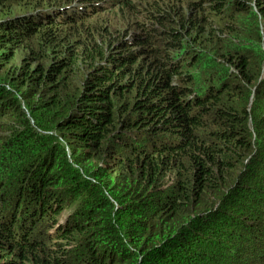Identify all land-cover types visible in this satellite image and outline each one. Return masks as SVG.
<instances>
[{"label":"trees","instance_id":"obj_1","mask_svg":"<svg viewBox=\"0 0 264 264\" xmlns=\"http://www.w3.org/2000/svg\"><path fill=\"white\" fill-rule=\"evenodd\" d=\"M17 1L0 46L39 66L0 67V264H264V0ZM17 91L51 136L3 122Z\"/></svg>","mask_w":264,"mask_h":264},{"label":"rangeland","instance_id":"obj_2","mask_svg":"<svg viewBox=\"0 0 264 264\" xmlns=\"http://www.w3.org/2000/svg\"><path fill=\"white\" fill-rule=\"evenodd\" d=\"M31 1H35V0H31ZM73 1H79V0H38L37 3L39 5H41V7L43 9V8H45L43 6H45L47 4L63 3V2L67 3V4H69V3L71 4ZM80 1L83 2L84 4H89V6L92 7V8L95 5L101 4V3H98V4L94 3V1H100V0H80ZM106 1L107 0H104V2H106ZM17 2H18L17 5H14V4H11V3L10 4H3L0 7V18H2V17L11 18V17H14V16L21 17V15L25 12V8L23 6L25 1H17ZM101 2H103V0H101ZM64 5H66V4H64ZM99 8H100V6H99ZM105 11H109V10H105ZM27 13H29V12H27ZM117 14H118V16H120L119 12H117ZM78 15L79 14L76 11L75 14H74V17H77ZM101 15H100L99 18L87 19L85 21V23L90 28H92L91 30L96 31V29H98V27L101 25L102 20L106 19L107 15L103 16V17ZM80 18H85V17H78V19H80ZM78 19L75 20L74 25H79V23L76 24L77 22L80 21V20L77 21ZM115 22L119 23V19L117 18V20ZM126 30H127V28H126ZM129 30H130L129 34H131V32L133 30H135V28L133 27V28H130ZM64 32H66L65 35H64V40H65V38L68 39L69 43L71 45H73L74 42L72 41V39L75 38L76 34H79L81 32V29L78 28V30L75 32L76 34H73V30L72 29L60 30L59 31V33H64ZM125 34L127 35L128 33L125 32ZM129 34H128V36H129ZM98 40H100V39H98ZM18 44H21V40L20 39L18 41H16V43L12 44V47H14V46H16ZM10 47H8V46H0V67H3L6 64H8L7 68L10 67L12 69H15V68L19 67L20 69L25 70L27 67L30 68V69H35V68H37L39 66V62H38V60L35 57L28 58V56L32 52L36 53V50L38 51V47H37V44L35 42L28 41V42L22 43V45H20L19 48H17V49L15 48L14 50L10 49ZM12 52H13V57H11V53ZM4 53H7V55L9 57H6V55L4 56L3 55ZM55 54H56V52L49 53V55H47L46 62H48L50 59L54 58ZM74 69L79 71V75H82V77H83L85 70H84V68L82 67L81 64L78 65V68L75 67ZM18 85H20V81L16 82V86H18ZM75 85H76V82H74L73 80H67L65 83H63V85L61 87H64L65 89H67V90H64L65 96H67V93H70V91L72 90V88ZM14 96L16 98L17 104L20 105L19 106V110H20V112L22 111V114L24 115V119H26V122L23 123V121L21 119V115L19 113L13 115L11 117V119H5L3 122H5V124L14 125V127H16V133L24 132L26 127H32V129H34L35 131L33 130L32 132H30V133H28L26 135V137L29 138V140L36 139V137L41 138L44 135H50L51 136L53 134V131H49V130L42 131L35 125V121L30 117V114L28 113V111L25 110V104H24L25 101L20 96L18 91L15 93ZM37 117H38V119L40 121H43L45 123L46 121L49 122V120L51 119L52 116L47 111L42 110V111L39 112ZM47 125H48V123H47ZM34 132H35V136H34Z\"/></svg>","mask_w":264,"mask_h":264},{"label":"clouds","instance_id":"obj_3","mask_svg":"<svg viewBox=\"0 0 264 264\" xmlns=\"http://www.w3.org/2000/svg\"><path fill=\"white\" fill-rule=\"evenodd\" d=\"M92 7L90 8H85V4L83 2H81L80 0L79 1H73L71 4H66V5H63L61 7L58 8V12L61 14V13H65L66 14H70V13H74V12H78V14H82L83 12H86L88 10H90ZM85 9V10H83ZM87 9V10H86ZM39 12H50L51 10L47 7L43 8V9H39L38 10ZM35 13V11L33 12Z\"/></svg>","mask_w":264,"mask_h":264}]
</instances>
